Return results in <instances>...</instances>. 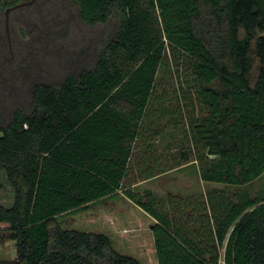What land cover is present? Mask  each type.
<instances>
[{
  "label": "trees",
  "instance_id": "trees-1",
  "mask_svg": "<svg viewBox=\"0 0 264 264\" xmlns=\"http://www.w3.org/2000/svg\"><path fill=\"white\" fill-rule=\"evenodd\" d=\"M74 1L84 22L115 15L119 26L90 69L35 85L32 112L0 128V186L11 194L0 202V244L14 240L16 251L0 264H145L122 232L66 222L105 198L153 220L151 264H221V254L222 264H264V192L212 189L188 214L192 200L168 195L163 206L125 182L168 56L185 65L197 99L179 163L197 160L201 179L228 186L264 172V0Z\"/></svg>",
  "mask_w": 264,
  "mask_h": 264
},
{
  "label": "rangeland",
  "instance_id": "rangeland-1",
  "mask_svg": "<svg viewBox=\"0 0 264 264\" xmlns=\"http://www.w3.org/2000/svg\"><path fill=\"white\" fill-rule=\"evenodd\" d=\"M37 1L38 4L17 8L11 16L9 31L12 43L16 45L15 61L6 81H0V128L9 123L14 111L32 112V89L35 85L60 86L67 76H77L82 70L90 69L103 45L119 26V17L115 15L105 23L84 22L74 0ZM15 15L17 21L13 18ZM0 27L6 43L4 12L1 8ZM258 67V58L253 55L252 79ZM187 71L181 60L172 56L166 57L161 64L149 102L144 135L138 140L136 157L132 159L126 184L134 192L146 196L152 193L160 197L162 200L159 202H163V206L168 201V195L178 197L174 201L179 205L184 200H192L193 205L186 210L188 214L200 206L195 199L207 196L212 189L226 191L229 196L238 189H245L252 196L259 191L264 192V172L242 186H228L201 179L197 160L179 163L181 146L182 150L186 149L183 144L180 146L184 138L182 127L193 110L189 101H197L194 98L195 89L184 80ZM166 106L169 107L167 110L163 108ZM147 145L149 150H154L151 153L153 157L145 155ZM143 168L151 174L142 178L140 171ZM0 182L4 183L3 175H0ZM10 195L8 188L0 186L2 204H9L6 202L10 200ZM124 204L123 198H105L86 211L68 215L66 222L83 226L91 222L95 230L108 227L122 232L125 246L141 257L145 264L154 263L151 234L153 220L144 218L134 208L124 207ZM182 213L185 218L189 217L176 210V215ZM15 254L14 240L0 244V263L14 259ZM219 261L222 264V254Z\"/></svg>",
  "mask_w": 264,
  "mask_h": 264
},
{
  "label": "flooded vegetation",
  "instance_id": "flooded-vegetation-1",
  "mask_svg": "<svg viewBox=\"0 0 264 264\" xmlns=\"http://www.w3.org/2000/svg\"><path fill=\"white\" fill-rule=\"evenodd\" d=\"M22 1H27V0H22ZM33 3L38 4V1L33 0L29 4H33ZM29 4H25V5H29ZM15 5L16 4L8 6L6 8L0 7L2 11L4 12V30H5V37H6V43H4V37L1 34V27H0V81H3V82H5L6 78L10 75L11 69L13 68V65H14L13 62L15 61L16 45L12 43L13 39H12V34H10V31H9V23L11 20L12 13H14V11L17 10V7L10 9L8 11V14H7L8 27H6L5 25V18H6L5 9L13 7ZM13 18L15 19V21H17V15H15ZM13 37H14V34H13Z\"/></svg>",
  "mask_w": 264,
  "mask_h": 264
},
{
  "label": "water",
  "instance_id": "water-1",
  "mask_svg": "<svg viewBox=\"0 0 264 264\" xmlns=\"http://www.w3.org/2000/svg\"><path fill=\"white\" fill-rule=\"evenodd\" d=\"M32 1L33 0L21 1V2L17 3L15 6L5 9V14H6L5 25H6V27H8V17H7L8 11L10 9L15 8V7L19 8V7H21V6L25 5V4H29Z\"/></svg>",
  "mask_w": 264,
  "mask_h": 264
}]
</instances>
